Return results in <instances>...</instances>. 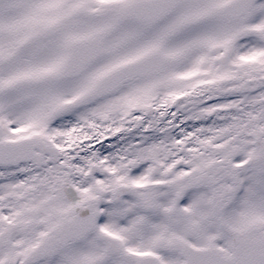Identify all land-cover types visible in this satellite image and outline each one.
<instances>
[{
    "label": "snow or ice",
    "instance_id": "6c2138e0",
    "mask_svg": "<svg viewBox=\"0 0 264 264\" xmlns=\"http://www.w3.org/2000/svg\"><path fill=\"white\" fill-rule=\"evenodd\" d=\"M0 264H264V0H0Z\"/></svg>",
    "mask_w": 264,
    "mask_h": 264
}]
</instances>
